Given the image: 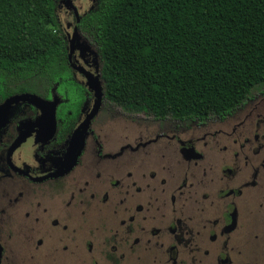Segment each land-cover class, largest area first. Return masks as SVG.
Returning a JSON list of instances; mask_svg holds the SVG:
<instances>
[{"label": "flooded vegetation", "instance_id": "flooded-vegetation-1", "mask_svg": "<svg viewBox=\"0 0 264 264\" xmlns=\"http://www.w3.org/2000/svg\"><path fill=\"white\" fill-rule=\"evenodd\" d=\"M96 2L55 6L48 72L0 81V104L30 92L55 109L52 128L13 103L0 127V264H233L242 200L264 198V85L204 118L120 106L84 20ZM125 125L138 133L117 145Z\"/></svg>", "mask_w": 264, "mask_h": 264}, {"label": "trees", "instance_id": "trees-1", "mask_svg": "<svg viewBox=\"0 0 264 264\" xmlns=\"http://www.w3.org/2000/svg\"><path fill=\"white\" fill-rule=\"evenodd\" d=\"M57 1L0 0V81L43 75L60 60ZM84 20L105 95L120 106L204 118L264 85V0H97Z\"/></svg>", "mask_w": 264, "mask_h": 264}, {"label": "rangeland", "instance_id": "rangeland-1", "mask_svg": "<svg viewBox=\"0 0 264 264\" xmlns=\"http://www.w3.org/2000/svg\"><path fill=\"white\" fill-rule=\"evenodd\" d=\"M74 1L82 4L83 7L90 3V0ZM57 4L64 3L58 0ZM137 133V130L130 125L122 126L113 135L114 142H117V145L122 144ZM246 203H249V199L247 201L243 199L240 206L244 208ZM248 206L247 211L244 212L242 208L239 212V227L232 234L233 245H237L231 248V257L233 264H264V198L253 199Z\"/></svg>", "mask_w": 264, "mask_h": 264}, {"label": "water", "instance_id": "water-1", "mask_svg": "<svg viewBox=\"0 0 264 264\" xmlns=\"http://www.w3.org/2000/svg\"><path fill=\"white\" fill-rule=\"evenodd\" d=\"M60 1L62 3H64L65 5H69L71 3V0H60ZM20 101L29 102V103H32L36 106H39L41 111H42L40 119L49 120L52 124V128L54 127V118H55L54 102L42 99L37 94L30 93V92H23V93L11 95V96L7 97L0 104V127L4 124V121L6 120V115L8 113V110L10 109V106L13 103H17ZM29 130H30V128H29ZM25 133L20 135V139L22 137H24L25 135H27L28 131Z\"/></svg>", "mask_w": 264, "mask_h": 264}]
</instances>
